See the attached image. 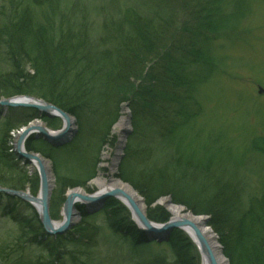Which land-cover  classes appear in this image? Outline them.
I'll return each mask as SVG.
<instances>
[{
  "label": "trees",
  "instance_id": "16d2710c",
  "mask_svg": "<svg viewBox=\"0 0 264 264\" xmlns=\"http://www.w3.org/2000/svg\"><path fill=\"white\" fill-rule=\"evenodd\" d=\"M118 1L99 6L105 15L98 32L88 8L63 6L62 0H0V98L38 95L77 119L75 136L63 144L35 136L26 141L29 151L54 162L52 218H58L69 189L92 192L87 183L96 176L104 144L117 141L112 128L127 102L133 130L117 177L143 198L148 217L169 220L158 201L170 197L186 211L209 216L208 226L229 264H264V186L249 189L241 173L242 181H233L219 160L223 157H198L185 144L192 121L202 112L200 90L224 69L227 57L219 42L247 31L241 26L246 13L241 0ZM36 116L33 109L5 117L1 168L16 172L10 132ZM42 117L50 128L61 124L60 118ZM246 145L264 162V135ZM66 160L75 170H60ZM19 168L18 178L9 181L0 174V186L19 190L31 185ZM104 203L68 231L50 236L35 208L0 193V217L10 219L15 230L14 242L0 246V264H66L69 256L73 264H87L92 250L100 251L98 238L106 228L113 241L100 256L102 264L115 251L123 256L119 264H201L198 247L183 230L153 238L120 200L111 197ZM23 204L26 209H20ZM99 213L105 214L102 224L94 221Z\"/></svg>",
  "mask_w": 264,
  "mask_h": 264
},
{
  "label": "rangeland",
  "instance_id": "374dc122",
  "mask_svg": "<svg viewBox=\"0 0 264 264\" xmlns=\"http://www.w3.org/2000/svg\"><path fill=\"white\" fill-rule=\"evenodd\" d=\"M121 2L122 0L118 1L119 4ZM107 3H110V0H62L63 6H76L78 8H83L86 10L89 9L88 12L91 13L94 29L98 32L99 30H101L100 26L104 21L105 15L103 14L102 10L99 9V6L103 5L105 7ZM240 5V8L244 10V13L246 12L241 26L247 31L243 32L241 36H238V39L231 37V39L227 41L219 42L223 44L222 53L227 57L226 63L224 67H221L224 68L223 71L220 70L213 77V79H211L200 90V95L201 97H203L202 112L200 113L198 118L192 121V127L187 135L188 141H186L185 144L188 147L189 152L191 154L195 153L198 157L204 159H213L214 156H218L219 158L223 157L224 159L219 160H223L224 169L234 175L231 177L232 179H234L233 181L236 182L245 179V182L249 189L258 191L261 190L264 186L263 158L260 156V154H256L254 152L256 151L254 148V151H249L246 144H249L251 137L254 138L257 135H264V91L262 93H259V86H262V88L264 89V0H241ZM235 23H237L236 19ZM232 31H236V26ZM36 97L44 99L38 95ZM124 107L127 108V111L130 114V121L129 128L124 133L125 142L120 152V156L122 157L118 161L117 172L119 164L124 156L127 141L129 140L128 136L130 135V133L128 134L127 131L131 132V130H133L131 109L130 105L127 102L121 105L120 117L122 115ZM29 109L31 108H12L0 105V129H2V124L5 117L10 112L15 110L27 111ZM37 114L40 117H33L27 122V124L30 121H42L43 123L47 124L42 117L43 114H39V112H37ZM73 117L75 120L73 126H75V130H77V119L75 116ZM117 122L115 123V125L117 124ZM115 125L112 128V134L116 136L117 141L114 146L104 144V146L102 147L100 152V161L97 165L96 176L101 169L100 163L103 160V155L111 154L112 156H114L117 152L120 137L115 132ZM24 126L25 125H21V127L10 132L13 147L12 150H14V144L17 139L16 135ZM62 126L63 121L61 120V124L58 128H61ZM76 132H70L66 139L71 140L75 136ZM178 140L179 139H176V141ZM43 156L48 161H50L51 164L55 182L53 187L54 190L56 187L55 165L52 159L46 157L45 155ZM227 158L233 160H226ZM66 161L61 162L60 170L73 171L74 168H72L69 161ZM16 162L19 163V167L21 166L25 169L26 174L32 180L31 185L26 184L24 189L19 190L31 192L32 189H35L37 190L36 193H31L34 195H38L40 189L39 169L32 167L30 163H26L24 158H21L18 155ZM213 165L215 167L212 170H217V172L219 173V167L215 163H213ZM19 167L16 165V167L12 168L13 170H16V172H12V170L7 171L0 167V174H3L2 178L6 181H9V178H18L17 176L19 175V173H21ZM239 173H241L244 178L241 179ZM87 186L92 189L93 193L99 191V187L95 183H93V178L87 183ZM79 188H82L83 192L89 193L85 188ZM70 190H73V188L66 191L65 197H67ZM139 197L141 198L140 195ZM162 199L169 200V198L167 197H164ZM64 202L58 207V218L54 219L58 223L63 222L65 218L63 210ZM158 203L162 205L170 213V215H172L170 210L161 201V199ZM30 206L33 207L31 204ZM103 206L95 211L93 210V212L97 213V211L103 208ZM21 208L26 209V206L23 204L21 205L20 209ZM92 209L93 207L90 208V211H92ZM145 209L147 213L146 203ZM79 212L80 214L77 215L76 223L73 226L80 223L84 218L83 214H85V208L82 211L79 210ZM104 216L105 214L99 213L98 216L94 218V221L98 224H102L104 221ZM109 234L110 231L108 228L103 229L101 237L98 238V241L102 243V246H100L99 248L100 251H97V249H93L92 255L94 256V258H92L90 262H87V264H102L101 260H103V257L100 260V256L104 253H107L105 252L106 244H108V247L106 249L112 248V245H110L109 243L113 240L109 236ZM14 235L15 230L10 219L0 217V246L11 245V243L14 242ZM219 245L221 246L220 243ZM71 249L72 251H75L74 248ZM32 251H35L34 254H37V249H32ZM76 255L79 257L78 253ZM122 257L123 256L121 255V251H115L109 254L107 262L108 264H114L115 262L119 264L118 261L120 262L122 260ZM65 259L66 264H73L70 256Z\"/></svg>",
  "mask_w": 264,
  "mask_h": 264
},
{
  "label": "water",
  "instance_id": "95a60500",
  "mask_svg": "<svg viewBox=\"0 0 264 264\" xmlns=\"http://www.w3.org/2000/svg\"><path fill=\"white\" fill-rule=\"evenodd\" d=\"M263 91L264 89L262 88V86H259V93H262ZM23 99L27 100L23 101ZM0 105L12 107H35L40 110V114L44 113L50 117H58L65 122L64 129L55 133L51 132L53 131V129L47 127L44 123L39 126L29 125L23 128L24 130L22 134H20L15 141L14 147L17 155L21 158H24L26 163L36 162L38 165L37 168L39 169L40 175V189L38 195H33L30 191L0 187V192L17 196L21 200L28 202L33 207H35L40 215L41 223L48 234L56 235L59 233H64L65 231L70 229L76 223V221L74 222L73 217L76 214H79V212L76 211V206H78L79 203L87 205L89 208L93 207V210H97L103 206L106 199L113 197L120 200L129 208L133 220L136 222V224L152 237L167 239L168 235L173 229H181L197 245L201 256V264L204 263V260H206L207 264H219L217 260L218 258L210 242L204 236L201 228L198 225H196L188 218H175L173 216H171V218L166 222H155L148 217L145 211L146 209L144 211H141L138 205L132 200V198L128 194H126L123 189L120 188L97 191L95 193H86L83 191L80 193H69L66 197V201L63 207L65 219L61 223L56 222L52 218L50 212V199L54 184H49L46 171L44 169V166L42 165V161L48 160L44 158V156L40 152L29 151L26 148V141L33 134H38V136L43 135L44 137H46L54 145L63 144L69 141V139H66V137L70 132L77 131L73 126L75 122L74 117L69 112L63 110L55 104L31 95H15L13 97L0 100ZM127 133L129 134L130 132L127 131ZM121 157L122 156H120V158ZM48 162L50 163V161ZM167 198H169V201L172 202L170 197ZM141 199L143 200L142 197ZM204 216L206 218L205 223L208 226L209 216Z\"/></svg>",
  "mask_w": 264,
  "mask_h": 264
},
{
  "label": "bare ground",
  "instance_id": "6f19581e",
  "mask_svg": "<svg viewBox=\"0 0 264 264\" xmlns=\"http://www.w3.org/2000/svg\"><path fill=\"white\" fill-rule=\"evenodd\" d=\"M27 99H23V101H26ZM129 121H130V114L127 111V108L124 107L122 111V115L120 119L118 120L117 124L115 125V132L119 135L120 139L118 142V148L117 152L114 156L111 154H104L103 160L100 163L101 169L98 172V175L93 178V183H95L99 187V191L103 190H111L113 188H120L123 189L126 194H128L132 200L138 205L139 209L141 211L145 210V203L144 201L139 197V194L131 187L129 183H126L119 177H117V167H118V161L120 160V152L124 145V133L129 128ZM43 124L42 121H33L30 122L29 125H41ZM29 125H26L24 127H27ZM23 127V128H24ZM19 130L16 137H18L20 134H22L24 129ZM59 130H53L51 132H58ZM32 167L37 168L38 165L36 162L30 163ZM42 165L44 166V169L46 171L47 180L49 184H55L54 182V175L52 173L51 164L44 160L42 161ZM82 188L75 187L73 190H70L71 192H82ZM68 193V194H69ZM161 201L167 206V208L172 213V216L175 218H188L192 222H194L196 225H198L201 228L202 233L204 236L208 239L210 242L216 256L219 264H229L228 259L224 256L222 252V248L218 243V239L216 235L214 234V231L211 230L210 227H208L205 223V216L204 215H195L193 213H190L185 210V208L182 205L175 204L173 202H170L168 199H161ZM76 214L73 219L74 222L77 219ZM203 264H207L206 260H204Z\"/></svg>",
  "mask_w": 264,
  "mask_h": 264
}]
</instances>
